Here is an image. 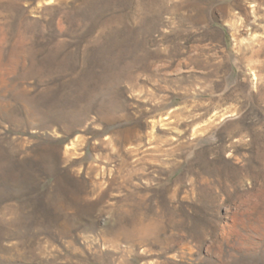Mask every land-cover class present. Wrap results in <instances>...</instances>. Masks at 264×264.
<instances>
[{
    "label": "rangeland",
    "instance_id": "374dc122",
    "mask_svg": "<svg viewBox=\"0 0 264 264\" xmlns=\"http://www.w3.org/2000/svg\"><path fill=\"white\" fill-rule=\"evenodd\" d=\"M0 264H264V0H0Z\"/></svg>",
    "mask_w": 264,
    "mask_h": 264
}]
</instances>
